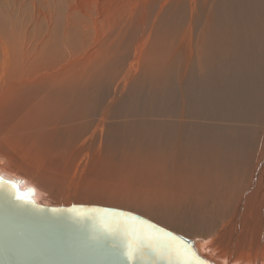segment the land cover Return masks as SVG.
<instances>
[{"label":"bare ground","instance_id":"1","mask_svg":"<svg viewBox=\"0 0 264 264\" xmlns=\"http://www.w3.org/2000/svg\"><path fill=\"white\" fill-rule=\"evenodd\" d=\"M188 1L179 14L166 13L153 30L141 74L114 108H103L104 69L90 71L83 83L72 85L23 75L22 87L14 89L24 96L23 117L7 122L18 124L20 133H38L51 125L55 134L79 138L91 133L93 143L107 129V144L129 150L131 154L122 152L146 172L142 179L165 189L163 195H149L144 208L151 215L189 233L260 231L264 244V103L260 112L258 106L264 95V0ZM119 69L121 65L107 70V91L120 78ZM11 93L8 98L3 94L4 100ZM36 96L43 98L42 104L27 106ZM2 163L0 157V174L35 200L37 192L65 197L70 190L39 169L25 167L17 173ZM251 242L243 234L235 245ZM204 245L197 242L198 249ZM210 251L208 259L225 264ZM257 260L264 264L259 255Z\"/></svg>","mask_w":264,"mask_h":264},{"label":"rangeland","instance_id":"2","mask_svg":"<svg viewBox=\"0 0 264 264\" xmlns=\"http://www.w3.org/2000/svg\"><path fill=\"white\" fill-rule=\"evenodd\" d=\"M188 2V0H0L2 165L5 169L17 173L22 172L25 167L39 169L52 180L61 181L66 187L70 186L65 197H62V193L51 195L37 192L39 198L36 201L42 205L57 207L99 205L122 209L198 242V246L204 243L205 245L198 250L207 256L206 258L210 257L207 252L212 250L219 260H226L225 264H249V261L260 264V260H257L258 255L264 260V244L260 231L249 234L234 232L224 236L218 228L215 231H204L205 235L204 232L189 233L181 228L171 227L147 212L145 208L149 205V195H163L165 189L142 179L146 172L128 162L126 160L128 157L122 152L131 154L129 150L111 143L107 144L109 143L106 141L107 129L103 133L99 132L96 142L93 143L90 140L91 133L79 138L60 132L55 134L52 133L54 125L38 133H20L21 130L16 131L15 128V125L18 128V124L7 122L8 119L14 118L19 121L23 117L20 111H23L21 102L24 96L22 92L14 90L22 87L20 82L23 75H30L37 82L40 80L39 77L55 78L57 81L72 85L75 82L83 83L90 71L104 69L102 75L103 81L105 80L104 89L101 90L105 101L103 108L106 105L114 108L124 100L141 74V59L152 44L153 30L159 26L166 13L179 14L186 5H190ZM153 53V56L157 55L155 51ZM117 65H121L119 69L121 76L107 91L106 72L108 69L112 71ZM129 69L132 70L131 75H127ZM37 82L32 83L36 85ZM10 84H16V87H12L13 91L8 90ZM10 92H13L11 93L13 97L4 100L3 94L7 96ZM39 97H32V101L26 105L30 108L41 105L43 98ZM115 97L116 100L111 104V99ZM263 103L264 95H261L259 112ZM260 119L262 127L264 113ZM261 133L260 129L256 150L260 145ZM9 134L13 136L9 137ZM34 137L36 138L32 140ZM153 208L162 211L160 207ZM243 234L252 239L250 247L245 243L242 247L235 245ZM255 241L258 244L252 246ZM259 245L263 247L258 249Z\"/></svg>","mask_w":264,"mask_h":264},{"label":"water","instance_id":"3","mask_svg":"<svg viewBox=\"0 0 264 264\" xmlns=\"http://www.w3.org/2000/svg\"><path fill=\"white\" fill-rule=\"evenodd\" d=\"M0 264H130L123 254L139 246L133 264H181L179 248L199 264H215L195 241L135 213L99 205L47 206L0 174ZM28 193L16 199V188Z\"/></svg>","mask_w":264,"mask_h":264},{"label":"snow or ice","instance_id":"4","mask_svg":"<svg viewBox=\"0 0 264 264\" xmlns=\"http://www.w3.org/2000/svg\"><path fill=\"white\" fill-rule=\"evenodd\" d=\"M4 183L3 178L0 177V186H2ZM11 184V186L16 188V199L17 200H22V199H27L28 197V193H20L19 192V187L18 185L14 184L13 182H9ZM31 192H34V190H30ZM170 251L175 252L177 255H181L182 257H184L181 261V264H199L198 260H194V259H188L187 258V254L183 253L181 249L179 248H174L169 246ZM139 246H134L132 244H129L126 249L124 250V255L127 257L128 261L130 262V264H133L135 256L137 254V252L139 251Z\"/></svg>","mask_w":264,"mask_h":264}]
</instances>
